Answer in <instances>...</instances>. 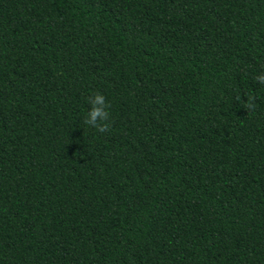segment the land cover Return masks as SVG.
Wrapping results in <instances>:
<instances>
[{
    "label": "trees",
    "instance_id": "obj_1",
    "mask_svg": "<svg viewBox=\"0 0 264 264\" xmlns=\"http://www.w3.org/2000/svg\"><path fill=\"white\" fill-rule=\"evenodd\" d=\"M262 74L264 0H0V264H264Z\"/></svg>",
    "mask_w": 264,
    "mask_h": 264
},
{
    "label": "clouds",
    "instance_id": "obj_2",
    "mask_svg": "<svg viewBox=\"0 0 264 264\" xmlns=\"http://www.w3.org/2000/svg\"><path fill=\"white\" fill-rule=\"evenodd\" d=\"M257 82L264 85V74L256 77ZM88 102L91 104V109L87 112L84 119V124L95 128L98 132L104 133L110 129L109 111L107 110L110 105L106 102L105 97L102 94H94L88 98ZM246 107L249 110L254 108L253 100L250 98L246 102Z\"/></svg>",
    "mask_w": 264,
    "mask_h": 264
}]
</instances>
